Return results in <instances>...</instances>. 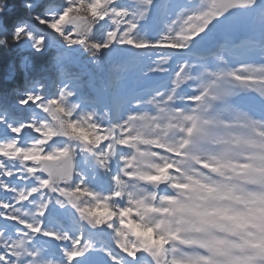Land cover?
Segmentation results:
<instances>
[{"label":"snow or ice","instance_id":"obj_1","mask_svg":"<svg viewBox=\"0 0 264 264\" xmlns=\"http://www.w3.org/2000/svg\"><path fill=\"white\" fill-rule=\"evenodd\" d=\"M242 19L259 24L258 38L234 39ZM0 46L57 50L52 91L38 79L12 89L26 115L0 100V264H80L94 252L104 264H264V0H27L16 14L0 0ZM115 50L137 55L99 81L70 74L71 53L104 71ZM144 64L170 74L164 91L127 89L123 72ZM226 84L255 106L225 113ZM77 149L106 172L115 162L117 188L131 175L135 191L116 194L111 220L110 201L90 211L76 203L91 191L77 184ZM229 173L225 195L239 189L248 205L233 213L243 221L229 230L236 239L193 242L173 228L172 216L194 206V186ZM68 204L74 211H58Z\"/></svg>","mask_w":264,"mask_h":264},{"label":"clouds","instance_id":"obj_2","mask_svg":"<svg viewBox=\"0 0 264 264\" xmlns=\"http://www.w3.org/2000/svg\"><path fill=\"white\" fill-rule=\"evenodd\" d=\"M26 2L27 0H22V6H25ZM8 7H12V5H8ZM56 55L57 50L53 49L51 62L47 65L46 70L56 71V66L53 63ZM178 58H183L185 60L189 59L186 56ZM133 71H138L137 82L142 87H155L160 91H164L168 86L167 81L170 74L154 72L148 64H144L143 67L139 69L137 66H130L126 72H123V75L127 78L128 73ZM193 75H195V73H193ZM153 77H160V79L156 80L154 83H144L146 80ZM225 87L228 89V94L219 101V106L225 113L232 109L247 110L251 107L244 98L251 97L253 94L231 84H226ZM155 95H159V92L145 94L140 97L139 100L134 99L132 104L134 105L139 101H151ZM98 112V118L106 119L102 110H98ZM75 159L77 170L80 173L77 184L83 182L85 189H91L90 192L81 191L77 194L79 196L76 200L77 205L81 209L88 208L90 211L92 206L103 208L105 202L110 201L108 220H111L112 217L116 215L111 209H119L120 205V201L116 199V194L120 193L122 197H126L135 191L131 175L128 174V178L121 181L126 185L122 190L117 188L113 183L119 175L115 172V162L112 163V171L106 172L103 167L96 164L92 154L87 151L80 152L79 149H77ZM120 167L121 171H123L125 165L122 164ZM49 179L52 181V185H60V177L50 176ZM66 180H71V177H67ZM229 180H231L230 173L226 178L213 176L210 179L200 181L194 186L192 198L194 206L185 210L182 218L178 215L172 216L173 228L180 230L184 237L192 238L193 242H200V238L207 237L209 234L215 237H224L227 235L231 239H236L237 237L229 232V230L234 227L242 226L243 221L241 217L233 213L236 211H244L248 205L244 203V193L239 189H234L229 195H225L228 189L232 187V183L236 182L231 180V183H229ZM93 192L98 196H102L104 199L99 200L92 196ZM125 206H127V204H125ZM58 211L61 213H71L74 209L71 204H68L65 208L58 209ZM84 216V223L86 225L91 226V224L95 222V217H89L87 213H85ZM107 222L106 220L105 223ZM218 225H223L224 227L220 228ZM217 259L223 258L217 257ZM49 261L50 264H58V262L51 257H49Z\"/></svg>","mask_w":264,"mask_h":264},{"label":"trees","instance_id":"obj_3","mask_svg":"<svg viewBox=\"0 0 264 264\" xmlns=\"http://www.w3.org/2000/svg\"><path fill=\"white\" fill-rule=\"evenodd\" d=\"M9 10L16 14L22 10V0H6ZM53 49H49L46 53H35L30 49H4L0 46V100L11 108L13 114L26 115V110L15 104V96L12 89L24 84L25 80L38 79L46 84L48 90L51 91V81L55 77V71H48L47 65L51 62ZM78 56L77 54H75ZM85 58L87 55L84 54ZM28 57L31 61V67H22L21 60ZM74 58V56H73ZM109 61L104 63V71L98 70L94 65L88 67H80L76 62H67L70 74L82 75L84 79L100 80L106 75Z\"/></svg>","mask_w":264,"mask_h":264},{"label":"rangeland","instance_id":"obj_4","mask_svg":"<svg viewBox=\"0 0 264 264\" xmlns=\"http://www.w3.org/2000/svg\"><path fill=\"white\" fill-rule=\"evenodd\" d=\"M254 26L255 25L250 26L247 20L242 19L239 22V27H238L237 31H239L241 29L250 30V29L254 28ZM257 26L259 27V24L258 23H257ZM123 52H124V57L123 58H127V57L130 58L131 57V54H133V53L127 52V51H123ZM75 54H77L78 56H76ZM73 56H74V58H73ZM84 56L85 55H80L78 53H71L70 54V57H69V59H68L67 62H73L74 61L80 67H83V66L84 67H88V66H90L91 63L88 60V58H85ZM109 56H110V59L117 57V50L111 52L109 54ZM140 67H143V65L137 66L138 69ZM156 78H158V77H153L151 79L146 80L145 82H152V83H154ZM137 80H138V71L129 72L128 75H127L126 81H125L126 86H128L129 83H133V82L136 83ZM51 91H52V89H51ZM80 264H104V256L100 252L90 253L88 256H85L81 260Z\"/></svg>","mask_w":264,"mask_h":264}]
</instances>
